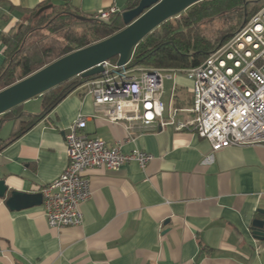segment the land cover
Returning a JSON list of instances; mask_svg holds the SVG:
<instances>
[{
    "label": "crops",
    "instance_id": "0c3cea01",
    "mask_svg": "<svg viewBox=\"0 0 264 264\" xmlns=\"http://www.w3.org/2000/svg\"><path fill=\"white\" fill-rule=\"evenodd\" d=\"M46 1L89 17L101 9L124 12L130 0H0V32ZM174 85L176 107H187L185 77L164 81L162 100L168 106ZM78 115L87 118V137L153 160L144 169L132 162L86 171L91 195L76 227L50 228L42 204L12 211L0 199V264H264V239L252 230L254 220L264 221L257 212L264 210V144L214 153L188 130L128 133L96 110L83 86L0 152L7 197L40 194L61 175L68 163L64 137Z\"/></svg>",
    "mask_w": 264,
    "mask_h": 264
},
{
    "label": "built area",
    "instance_id": "2783aa9c",
    "mask_svg": "<svg viewBox=\"0 0 264 264\" xmlns=\"http://www.w3.org/2000/svg\"><path fill=\"white\" fill-rule=\"evenodd\" d=\"M101 9L93 18L106 21L118 13ZM103 73L82 86L96 110L128 133L173 127L188 130L207 141L212 152L229 147L264 144V7L201 65L182 70L118 67L101 64ZM175 73L191 82L192 100L176 107L173 86L168 106L162 100L164 81ZM87 118L78 115L65 134L68 163L61 175L42 188L43 215L50 228L60 230L82 224L81 205L90 197L88 170L116 171L127 163L144 169L153 160L145 151L123 153L100 138L83 134Z\"/></svg>",
    "mask_w": 264,
    "mask_h": 264
},
{
    "label": "trees",
    "instance_id": "16d2710c",
    "mask_svg": "<svg viewBox=\"0 0 264 264\" xmlns=\"http://www.w3.org/2000/svg\"><path fill=\"white\" fill-rule=\"evenodd\" d=\"M139 1L130 0L125 10L135 8ZM45 6L49 8L37 14ZM263 7L264 0H203L146 35L135 48L128 66L168 70L198 67ZM121 14L118 12L108 20L100 21L94 19V15L87 17L71 11L68 4L54 6L49 1L28 11L24 21L7 32H0V45L4 48L0 91L55 60L122 30L125 25ZM216 21H220L225 29L211 40L203 31ZM110 62L116 63V59ZM90 79L74 77L37 97L41 100L39 114L27 112L21 104L0 115V127L5 122L12 123L9 137L0 139V152Z\"/></svg>",
    "mask_w": 264,
    "mask_h": 264
},
{
    "label": "water",
    "instance_id": "95a60500",
    "mask_svg": "<svg viewBox=\"0 0 264 264\" xmlns=\"http://www.w3.org/2000/svg\"><path fill=\"white\" fill-rule=\"evenodd\" d=\"M203 0H140L138 5L122 12L125 27L114 35L74 51L41 68L30 76L0 91V115L27 101L40 97L50 89L74 77L93 78L103 73L102 63L116 59L118 67L127 65L138 43L168 19L177 17L189 7ZM41 8L37 14L48 9ZM85 20L83 17H75ZM0 199L12 211L40 206L41 194L11 192L0 180ZM264 216V210L257 211ZM253 235L264 239V221L254 220Z\"/></svg>",
    "mask_w": 264,
    "mask_h": 264
},
{
    "label": "rangeland",
    "instance_id": "374dc122",
    "mask_svg": "<svg viewBox=\"0 0 264 264\" xmlns=\"http://www.w3.org/2000/svg\"><path fill=\"white\" fill-rule=\"evenodd\" d=\"M225 29L224 26H222V23L220 21H216L213 22L211 25H208L204 28V34L206 36H208L211 40L214 39V37L217 35H219V33ZM175 75L177 76H181L184 77V75L180 74V73H175ZM34 101V102H31ZM30 103L28 105L25 106V110H28L29 112H32L34 114L38 113L40 110V104H41V100L40 98H33L29 101H27L24 104ZM11 122H5L1 125L0 127V139H6L9 137V135L11 134Z\"/></svg>",
    "mask_w": 264,
    "mask_h": 264
}]
</instances>
